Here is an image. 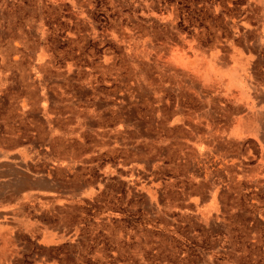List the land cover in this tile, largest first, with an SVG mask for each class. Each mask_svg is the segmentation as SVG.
Here are the masks:
<instances>
[{
    "label": "crops",
    "instance_id": "1",
    "mask_svg": "<svg viewBox=\"0 0 264 264\" xmlns=\"http://www.w3.org/2000/svg\"><path fill=\"white\" fill-rule=\"evenodd\" d=\"M140 1L133 8L159 6L158 0ZM198 1H190L198 12V33H193L195 25L182 31L179 52H167L173 44L167 37L161 42L166 52L126 53L159 79L149 86L139 83L132 89L139 98L132 101L119 94L113 109L108 102L115 100L94 99L91 88L88 98L67 95L55 72H47L33 88L15 71L0 74V264H63L66 256H77L83 238L78 200L87 198L99 166L116 172L110 179L124 178L129 164L152 188L163 180L159 165H182L189 188L183 194L195 204L198 200L200 219L208 216L200 227L221 216L227 202H248L252 210L264 203V0ZM201 11L209 15L205 22ZM239 57L247 60L241 76L250 82L253 101L243 111L258 124L257 134L243 138L233 133L237 82L231 68ZM143 104H148L144 115ZM96 117L105 123L99 125ZM156 141L165 145L164 155L170 147L178 153L159 162L149 150ZM222 149L227 162L219 168ZM235 149L238 163L231 160ZM235 165L240 179L233 175ZM194 167L201 171L196 179ZM255 173L260 176L253 181ZM214 203L219 212L207 214ZM253 216L260 218L257 209Z\"/></svg>",
    "mask_w": 264,
    "mask_h": 264
},
{
    "label": "rangeland",
    "instance_id": "2",
    "mask_svg": "<svg viewBox=\"0 0 264 264\" xmlns=\"http://www.w3.org/2000/svg\"><path fill=\"white\" fill-rule=\"evenodd\" d=\"M190 1L158 0L159 6L142 11L133 8L142 5L140 0H0V74L15 71L20 82L33 88L48 77L47 72H55L61 78V89H69L67 95L88 98L86 91L91 88L94 99L115 100L113 105L108 102L113 109L119 94L125 93L132 101L139 98L132 90L139 83L149 86L159 79L128 53L166 52L167 46L161 42L167 37H173L167 52H179L177 36L194 25L193 33H198V12ZM198 3L209 5L213 0ZM140 14L155 20L137 19ZM199 15L204 22L209 18L207 11ZM169 24L176 28H168ZM231 70L237 82L233 133L243 138L248 134L241 133L236 123L253 116L243 111L249 109L246 103L253 102L250 82L241 76L247 70V60L239 57ZM30 95L33 97L32 91ZM147 106L142 105V115ZM105 121L96 119L101 126ZM79 130L84 128L79 126ZM157 143L149 150H154L159 162L178 153L170 147L164 155L165 145ZM258 144L262 142L258 140ZM226 151L218 154L219 168L227 162ZM232 153L231 160L238 163V149ZM128 166L124 178L108 179L116 172L103 166L95 171L99 174L94 176L87 198L78 200L77 225L83 235L78 255L66 256L63 264H264V203L255 204L253 210L260 216L255 219L248 202L237 206L227 202L221 216L200 227L208 216L203 213L200 219L198 200L196 205L192 197L183 194L189 188L184 187L188 180L182 165H159L157 175L163 180L152 188L147 178L143 180ZM236 168L233 175L240 179V167ZM191 173L195 179L201 175L196 167ZM252 175L253 181L260 176ZM218 206L212 204L207 214L219 212Z\"/></svg>",
    "mask_w": 264,
    "mask_h": 264
},
{
    "label": "bare ground",
    "instance_id": "3",
    "mask_svg": "<svg viewBox=\"0 0 264 264\" xmlns=\"http://www.w3.org/2000/svg\"><path fill=\"white\" fill-rule=\"evenodd\" d=\"M247 82V81H246ZM239 113V112H238ZM236 126L238 127V130L241 133L246 134H257L258 131V124L254 121L253 116L248 117V119L238 121L236 123ZM263 134V132H261ZM261 135V134H260ZM259 135V136H260ZM264 141V140H263ZM260 142H262V139H260ZM225 151V150H224ZM225 158V157H224ZM239 159V158H238ZM223 163V162H222ZM206 173V172H205ZM206 175V174H204ZM203 176V175H202Z\"/></svg>",
    "mask_w": 264,
    "mask_h": 264
}]
</instances>
